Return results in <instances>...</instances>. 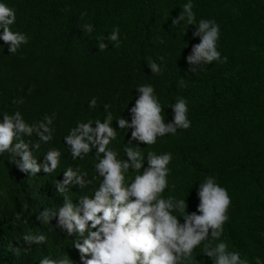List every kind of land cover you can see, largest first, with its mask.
I'll return each mask as SVG.
<instances>
[{"label":"trees","instance_id":"1","mask_svg":"<svg viewBox=\"0 0 264 264\" xmlns=\"http://www.w3.org/2000/svg\"><path fill=\"white\" fill-rule=\"evenodd\" d=\"M8 2L17 9L14 28L27 33L29 43L15 55L0 45V109L15 110L13 98L23 96L19 109L29 120L56 112L53 143L63 147L62 134L78 118L101 116L102 102L113 105L114 116L128 117L125 107L131 96L128 107L134 103L133 87L138 83L154 84L167 120L172 118L168 103L177 96L186 97L191 128L160 138L152 146L173 153L169 180L176 190L172 194L182 196L188 211H194L199 180L215 175L232 197L222 238L242 258L252 261L260 255L264 259V0H194L197 19L213 18L220 24L218 49L228 58L195 74L186 71V56L191 45L199 42L191 36L194 26L171 25L184 0ZM81 12L87 14L81 17ZM84 24H93V33L82 32ZM113 27L120 29V46L99 51L94 38L105 34L107 43ZM157 57H164L167 64L162 77L151 76L145 62ZM181 79L186 85L182 88L178 86ZM92 96L98 98V107L90 112L87 101ZM113 127H117L115 121ZM129 136L130 131L125 142ZM46 151L44 146L38 162ZM7 159V155L0 157V264H38L48 254L68 255L72 264H80L72 238L58 229L48 233L46 245L23 242L21 235L29 228L49 232L37 216L44 207L61 205L63 197L55 192L54 176L41 170L30 177ZM62 164L74 166L68 154ZM84 166L91 175L90 160ZM62 178L63 167L55 176ZM72 191L76 202L80 190L74 186ZM51 224L55 225V219ZM192 264L211 261L201 252L193 256Z\"/></svg>","mask_w":264,"mask_h":264},{"label":"clouds","instance_id":"2","mask_svg":"<svg viewBox=\"0 0 264 264\" xmlns=\"http://www.w3.org/2000/svg\"><path fill=\"white\" fill-rule=\"evenodd\" d=\"M194 7V0H184L178 15L171 17L172 26L178 29L194 26L191 36L199 38L186 56V71L192 74L213 62L224 64L228 59L218 49L220 24L213 18L197 19ZM86 14L81 12V17ZM16 22L17 9L8 0H0V41H3L0 45L7 47L9 55L17 54L29 43L27 33L14 28ZM81 29L91 34L94 25L84 24ZM120 36L119 27H113L107 33V43L105 34L94 39L98 50L104 51L109 45L118 48ZM145 62L151 76L162 77L167 70L164 57L145 58ZM178 86L185 87V81L179 80ZM133 88L137 94L131 107L128 102L133 97L127 101L128 117L114 116L113 105L102 102L101 116L78 118L62 134L63 147L53 143L57 139L56 112L29 120L19 109L24 103L23 96L13 98L15 110L0 109V157L7 155L9 162L30 177H36L41 170L54 176L55 192L63 197L61 205L44 207L37 216L49 232L29 228L21 235L23 242L29 246L46 245L48 233L58 229L57 232L72 238L71 247L78 251L80 264H192L193 256L201 252L211 264H264L260 255L252 261L242 258L222 238L232 197L215 175L199 180L194 211H188L187 200L182 196L172 194L176 190V184L169 180L173 153L152 146L160 138L175 137L178 130L191 128L187 98L177 96L168 103L172 118L167 120L168 114L153 83H138ZM97 99L92 96L87 101L90 112L97 109ZM113 121L117 127H113ZM129 131L125 142L124 136ZM44 146L47 151L38 162ZM64 154L70 156L74 166H63ZM89 160L91 175L84 166ZM62 167L63 178L56 180ZM74 186L80 190L75 195L76 202L72 194ZM15 218L19 220L20 215L15 214ZM53 219L55 225L51 224ZM72 261L68 255L48 254L36 262L72 264Z\"/></svg>","mask_w":264,"mask_h":264}]
</instances>
